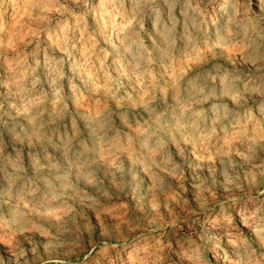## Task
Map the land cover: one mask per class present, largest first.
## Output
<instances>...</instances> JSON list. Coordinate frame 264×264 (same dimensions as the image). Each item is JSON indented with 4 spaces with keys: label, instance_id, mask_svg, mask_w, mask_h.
I'll list each match as a JSON object with an SVG mask.
<instances>
[{
    "label": "clouds",
    "instance_id": "clouds-1",
    "mask_svg": "<svg viewBox=\"0 0 264 264\" xmlns=\"http://www.w3.org/2000/svg\"><path fill=\"white\" fill-rule=\"evenodd\" d=\"M0 264H264V0H0Z\"/></svg>",
    "mask_w": 264,
    "mask_h": 264
}]
</instances>
